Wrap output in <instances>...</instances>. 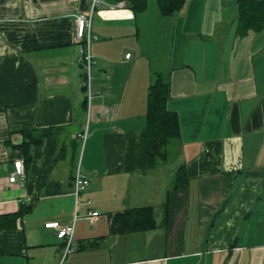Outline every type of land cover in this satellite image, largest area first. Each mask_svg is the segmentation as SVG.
I'll list each match as a JSON object with an SVG mask.
<instances>
[{
    "label": "crops",
    "instance_id": "0c3cea01",
    "mask_svg": "<svg viewBox=\"0 0 264 264\" xmlns=\"http://www.w3.org/2000/svg\"><path fill=\"white\" fill-rule=\"evenodd\" d=\"M131 1L93 8L88 99L75 20L91 0H0V264H264V28L238 35L236 0L169 15ZM158 73L177 159L127 173L126 137L144 128ZM17 160L22 184L8 180ZM180 165L187 184L173 189ZM77 169L88 186L75 200ZM140 207L153 229L110 232L114 213ZM74 216L64 255L45 224Z\"/></svg>",
    "mask_w": 264,
    "mask_h": 264
},
{
    "label": "trees",
    "instance_id": "16d2710c",
    "mask_svg": "<svg viewBox=\"0 0 264 264\" xmlns=\"http://www.w3.org/2000/svg\"><path fill=\"white\" fill-rule=\"evenodd\" d=\"M159 0L160 11L169 15L178 10L183 0ZM136 11L144 9V0H132ZM237 33L240 36L248 30L264 28V0H236ZM169 97L168 81L162 74H155L146 92L145 126L134 136H127L123 167L127 173H143L165 161L166 147L180 137L178 117L166 108ZM187 184L185 167L175 170L173 189L184 188ZM166 219L164 218V222ZM155 227L154 211L151 207L127 209L110 217V232L123 234L141 232Z\"/></svg>",
    "mask_w": 264,
    "mask_h": 264
},
{
    "label": "built area",
    "instance_id": "2783aa9c",
    "mask_svg": "<svg viewBox=\"0 0 264 264\" xmlns=\"http://www.w3.org/2000/svg\"><path fill=\"white\" fill-rule=\"evenodd\" d=\"M98 3V0H91L90 11L87 16L80 15L75 20V37L79 42V52L81 55L80 61L83 66V87L86 92V96L89 99L91 95V65L92 58L89 52V45L92 41L96 40V36L91 34V21H92V11L94 6ZM129 55L127 54L126 57ZM107 78V76H106ZM86 131V130H85ZM86 137V132L82 134V139L84 140ZM14 171L11 176L8 178L10 183H18L22 184L24 180V167L23 163L20 160L14 161L13 163ZM72 194L77 199V196L80 192L84 191L88 186V180L83 177L79 170L77 169L72 180L71 184ZM97 212L89 213L90 218L96 216ZM74 221L70 225L67 226H59L57 222L46 223V228H52L55 230V236L58 239L64 241V255L72 251V240L74 233Z\"/></svg>",
    "mask_w": 264,
    "mask_h": 264
},
{
    "label": "rangeland",
    "instance_id": "374dc122",
    "mask_svg": "<svg viewBox=\"0 0 264 264\" xmlns=\"http://www.w3.org/2000/svg\"><path fill=\"white\" fill-rule=\"evenodd\" d=\"M91 68L93 69L94 66H91ZM174 144L175 142L174 141H171L168 146L166 147V151H167V156H166V160L164 161L165 164L169 165L173 162L176 161L177 157L175 155V152L173 151V147H174ZM163 164V163H162ZM162 164H157L155 165L156 167L157 166H161ZM152 167V168H156V167Z\"/></svg>",
    "mask_w": 264,
    "mask_h": 264
}]
</instances>
